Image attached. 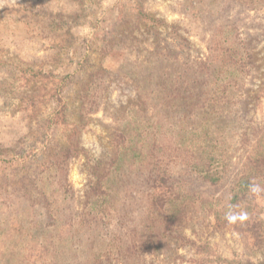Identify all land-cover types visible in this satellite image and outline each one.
<instances>
[{"label": "rangeland", "instance_id": "374dc122", "mask_svg": "<svg viewBox=\"0 0 264 264\" xmlns=\"http://www.w3.org/2000/svg\"><path fill=\"white\" fill-rule=\"evenodd\" d=\"M263 171L264 0H0V264H264Z\"/></svg>", "mask_w": 264, "mask_h": 264}, {"label": "trees", "instance_id": "16d2710c", "mask_svg": "<svg viewBox=\"0 0 264 264\" xmlns=\"http://www.w3.org/2000/svg\"><path fill=\"white\" fill-rule=\"evenodd\" d=\"M207 86V84H203V86H202V90L205 88ZM226 86V85H225ZM204 93V92H203ZM196 96V95H195ZM195 96L193 97V99L191 100V97L190 98H187V97H185L186 99H188L189 101H191L192 103L194 102V99H195ZM200 97H202L201 95H200ZM179 99H180V97H179ZM201 99V101H202V107L203 108H207L208 107V104H209V106H211V104L210 103H212L213 105H215V104H217L218 103V101H219V99L218 98H215L214 97V94L212 95V96H210V95H208V97H205V98H200ZM172 104H174V106H177V107H179L180 105L181 106H185L186 104H188V103H183V99H180V101L179 102H174V103H172ZM192 111H188L189 113H187V114H185L184 115V118H187L188 116H189V118L192 116L193 117V110H194V107H193V104H192ZM189 108H190V106H189ZM208 115V113H207V111L204 113V114H202V115H200V114H195L194 115V117H196V118H198L199 116L202 118V119H205L206 118V116ZM207 120V119H206ZM208 122H210V120H208ZM205 131H206V133H205V135L207 136V137H209V134H210V132H209V129H208V124L206 123V128H205ZM158 131H156V133H157ZM178 147H180V146H178ZM257 146H255L253 149H255ZM210 147H208V146H203L202 147V149H204L205 151L206 150H208ZM132 149H134V154H135V152H137V151H139V152H142V154H143V152H146V150L144 149V150H140V149H136V146H130V147H127L126 148V151L128 152V151H130V152H132ZM207 152V151H206ZM134 154H133V156H132V158L131 159H134L135 158V156H134ZM207 155H208V153H207ZM248 159H250L251 160V157L250 158H248ZM121 160L122 161H124L123 163H121V162H119V161H116V166H118V168H117V170L119 169H121L124 165V163L126 162V160L124 159V157H122L121 158ZM114 162H115V160H114ZM179 165H182V166H184L187 170H189V171H192V170H194L198 175H200L201 177H203V179H205V180H209V181H212V182H215V181H218V179L217 178H219V177H217V176H219V174L220 173H222V172H219V171H215V172H212V170L210 169V168H208L206 165H204V162L202 161V162H191V161H188V163L187 162H180V164ZM210 167V166H209ZM246 171H247V168H246ZM244 172V173H247V172ZM118 172V171H117ZM263 173H264V171H263ZM226 174V173H225ZM217 178H216V177ZM125 177H126V174L122 177L121 175H118V177H116V178H113L111 181H108V183L109 182H112V186H114V187H116L118 184H119V181H120V183H122V181L125 179ZM151 177H154V174H151ZM215 178V179H214ZM244 178H246L247 180L246 181H243V178L242 179H240V181L238 182V184L236 185V188H234L233 190H232V193H234V195H233V199H232V204H233V202H236L237 200L239 201V199H244L245 197H246V195H247V191H248V193L251 191V189H250V187H251V182L248 180L249 178L248 177H244ZM170 180L171 181V179H170V177L168 178V177H166V176H164V177H160V176H156V178H153V179H151L150 181L152 182V186L154 185V184H156L157 182H166V180ZM221 179V178H220ZM163 184V183H162ZM153 195V194H152ZM166 195V194H165ZM160 197H162V196H160ZM163 197H165V196H163ZM242 197V198H241Z\"/></svg>", "mask_w": 264, "mask_h": 264}, {"label": "clouds", "instance_id": "9594fccd", "mask_svg": "<svg viewBox=\"0 0 264 264\" xmlns=\"http://www.w3.org/2000/svg\"><path fill=\"white\" fill-rule=\"evenodd\" d=\"M254 190L258 191L259 190L258 186L256 188H254ZM229 218L231 219V217H229Z\"/></svg>", "mask_w": 264, "mask_h": 264}]
</instances>
